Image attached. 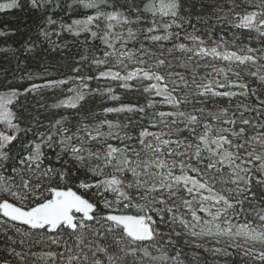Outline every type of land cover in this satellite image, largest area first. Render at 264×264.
Returning <instances> with one entry per match:
<instances>
[{"label":"snow or ice","instance_id":"obj_1","mask_svg":"<svg viewBox=\"0 0 264 264\" xmlns=\"http://www.w3.org/2000/svg\"><path fill=\"white\" fill-rule=\"evenodd\" d=\"M28 2L37 10L61 7L59 0ZM73 4L95 14L83 13L85 19L61 24V31L100 39L112 51L92 63L107 66L115 55L116 66L125 69L124 75L106 67L95 77L77 76L83 89L92 79L118 80L125 89L132 87L131 81H140L149 99L144 105L104 109L140 114L138 120L128 117V123L105 119L90 125L81 120L67 126L69 117L61 115L47 125L33 122V131L31 126L21 128L15 111L22 95L19 89L0 91V225L6 226L0 231L11 228L21 237L39 233L37 243L56 246V251L43 254L44 264H144L145 258L149 264L177 262L180 252L170 256L158 240L159 224L174 231L177 226L188 229L203 223L208 234L214 226L218 233L264 243V230L257 231L249 219L264 222V207H256L264 204V48L230 50L223 36L215 40L211 31L192 23L227 22L264 37V0H231L227 10L218 6L219 0H73ZM20 7L21 0H0V11ZM45 22L56 25L50 15ZM117 26L122 31H114ZM39 31L49 38V32ZM215 61L229 65L217 67ZM240 65H258L247 74L258 81L259 89L236 70ZM66 83L47 80L23 91ZM112 91L106 89L109 98L118 100ZM68 92L74 95L52 107L78 109L89 94L79 88ZM223 98L227 106L218 103ZM159 105L170 110H159ZM22 132L25 137L31 132L33 138L21 140ZM241 216L244 223H231ZM23 243L21 239L19 244ZM157 244L160 255L153 256L150 249ZM7 251L19 264H28L14 247ZM245 255L264 262V251L254 253L250 248ZM0 264L12 261L0 257Z\"/></svg>","mask_w":264,"mask_h":264},{"label":"trees","instance_id":"obj_2","mask_svg":"<svg viewBox=\"0 0 264 264\" xmlns=\"http://www.w3.org/2000/svg\"><path fill=\"white\" fill-rule=\"evenodd\" d=\"M253 2L258 3L259 0H253ZM59 3L60 8L49 7L45 11L44 9H33L28 0H21L20 8L0 11V33H5L0 35V91L7 90L12 86L17 87L22 93L15 107L21 128L31 126L35 131L33 122L47 125L48 122L58 119L61 115L69 117L67 126L76 124L81 120L90 125L105 119L114 123L119 121L122 124L128 123V117L138 120L139 113H106L104 109L118 107L122 104H146L149 97L142 92L140 81H131L132 87L125 89L120 87L122 82L118 80L111 78L92 79L86 81L88 89H83L81 82L76 79L77 76L95 77L100 71L106 70V67L120 71L121 75L125 74V69L116 66L115 55L109 58L107 66H96L92 63L93 59H104L105 51H112L100 39H94L88 33H82L76 37L72 33L61 31V24L67 25L71 24L73 20L85 19L83 13L94 15V10L78 8L73 4V0H59ZM230 3L231 0H219L218 6L227 10ZM49 15L56 20V25H46V16ZM192 23L204 32L211 31L215 40H219L223 36L224 40L228 42L230 50L236 51L245 48V46L253 49L264 48V37H261L254 30L238 29L234 24L217 23L214 20H209L207 24H204L193 19ZM100 27L101 29L104 28L103 22H101ZM41 28L50 33L48 39L40 34ZM93 30L96 29L93 28ZM114 31L120 32L122 29L117 26ZM123 31L126 35V28ZM186 31L192 32V28L186 26ZM204 38L207 39L206 36ZM141 39L143 38L141 37ZM147 43L145 41V44ZM164 44L166 47L171 46L169 42H164ZM132 46L131 43L128 45L130 48ZM116 47L119 48V43L116 44ZM136 47L139 45L136 44ZM152 47L155 50V46ZM214 63L221 68H226L229 65L227 61H215ZM235 64L236 62H233L232 66L235 67ZM257 67L258 65H240L236 70L241 72L242 77L251 87L259 89L258 81L247 74L249 71H255ZM77 68L79 72L75 71ZM199 71L203 73L205 70L200 69ZM47 80H66L67 83L55 88H41L35 92L24 93V88L30 87L31 84L42 85ZM70 88H79L88 92L86 100L81 102L78 109L53 108L52 105L66 99L69 95H74V93L68 92ZM108 88L113 90L111 95L119 97L118 100L109 98V94L106 92ZM96 89L99 91H89ZM262 98H264V94H262ZM155 99L160 98L156 97ZM238 99L241 98L233 99L232 104L234 105ZM252 102H255L254 99ZM218 103L227 106L228 100L227 98L219 99ZM159 110L168 111L170 109L166 105H159ZM40 130L43 131L44 128ZM150 130L155 131L156 129ZM103 131H108L106 125L103 127ZM31 138H33L31 132L26 137L23 132L20 133V139L25 142ZM110 142L117 143L114 140ZM16 147L18 150L19 145L17 144ZM256 207L262 208L264 204H258ZM183 211L181 209L182 213ZM5 227L0 225V228ZM158 227L162 233L158 240H162L165 251L170 256H174L177 251L180 252L177 262L167 261L164 264H264V262L256 260L254 255L246 256L245 252L233 247H227L221 252L214 251L209 244L197 243L186 238L177 227L174 231L171 227L163 224H159ZM176 232H179L180 235L177 236ZM169 233H171L170 236ZM9 238L17 241V243L12 244ZM21 239L24 240L22 245L19 244ZM169 239L172 241L170 245L168 244ZM40 240L39 233L33 232L31 236L21 237L13 229L7 228L6 231H0V257H6L12 263H19L18 259L7 251L9 247H14L15 251L26 256L28 264H44L41 257L48 251H56V246L49 247L47 243H37ZM157 247L160 245L157 244L156 247L150 249L153 256L160 255L156 251ZM255 250L264 251V248L257 247ZM32 253H36V255L33 256ZM144 264H149L148 258H145ZM150 264H160V262L151 261Z\"/></svg>","mask_w":264,"mask_h":264},{"label":"rangeland","instance_id":"obj_3","mask_svg":"<svg viewBox=\"0 0 264 264\" xmlns=\"http://www.w3.org/2000/svg\"><path fill=\"white\" fill-rule=\"evenodd\" d=\"M200 215L204 216L205 219H210V217H207L206 214L199 213ZM187 219L191 221V217L187 216ZM249 219L253 220V227L256 228L257 231L264 230V222H260L258 219H256L254 216L249 217ZM244 217L241 216L239 218L232 219L231 223L236 224H242L244 223ZM195 223V222H193ZM221 227L224 228L226 225H224L222 222ZM177 228L180 229L181 234L185 236L186 238L195 241L197 243H206L212 246V249L214 251L221 252L227 249V247H233L238 250H241L242 252H246L248 249H253L254 253H258V250H255L257 247L264 248V243H262L259 240L255 239H249L244 236H236V235H225L218 233L216 228L212 226L211 234L207 233V229L204 227L203 223L197 224L194 228L189 227L188 229H184L181 226H177ZM236 228H233V232L235 233ZM193 232H196L197 235H192Z\"/></svg>","mask_w":264,"mask_h":264},{"label":"water","instance_id":"obj_4","mask_svg":"<svg viewBox=\"0 0 264 264\" xmlns=\"http://www.w3.org/2000/svg\"><path fill=\"white\" fill-rule=\"evenodd\" d=\"M12 264H19V263H12Z\"/></svg>","mask_w":264,"mask_h":264}]
</instances>
